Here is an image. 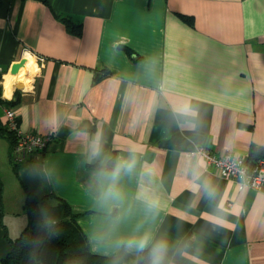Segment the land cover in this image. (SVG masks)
<instances>
[{
    "label": "crops",
    "instance_id": "1",
    "mask_svg": "<svg viewBox=\"0 0 264 264\" xmlns=\"http://www.w3.org/2000/svg\"><path fill=\"white\" fill-rule=\"evenodd\" d=\"M0 74L20 130L52 135L20 162L0 137V259L30 192L125 264H264V193L196 153L264 146V0H2Z\"/></svg>",
    "mask_w": 264,
    "mask_h": 264
},
{
    "label": "trees",
    "instance_id": "2",
    "mask_svg": "<svg viewBox=\"0 0 264 264\" xmlns=\"http://www.w3.org/2000/svg\"><path fill=\"white\" fill-rule=\"evenodd\" d=\"M2 0H0V6ZM63 22L73 32L78 26L68 18ZM2 75L0 74V81ZM18 101V90L11 100L2 98L0 83V105L13 107ZM0 137L6 139L12 150L16 137L9 131L0 118ZM264 146L253 148L248 156L249 162L256 161L263 153ZM114 165L112 156L106 165L95 164L93 167L110 170ZM27 217L25 227L20 234L9 239V250L0 259V264H125L131 256L120 251L111 256H102L91 251L89 241L77 222L78 215L73 213L68 203L60 198L47 194L38 197L27 192L24 201ZM150 255L143 252V264H150Z\"/></svg>",
    "mask_w": 264,
    "mask_h": 264
},
{
    "label": "built area",
    "instance_id": "3",
    "mask_svg": "<svg viewBox=\"0 0 264 264\" xmlns=\"http://www.w3.org/2000/svg\"><path fill=\"white\" fill-rule=\"evenodd\" d=\"M37 60L42 61L43 58L37 57ZM4 123L16 137L15 145L11 150V157L15 162H20L27 156L42 152L52 140V135L21 131L18 126L17 115L11 108L4 109ZM196 153L207 165H213L219 174L236 180L240 188L264 193V150L254 162H249L248 157L235 156L232 152L215 155L203 146L198 147Z\"/></svg>",
    "mask_w": 264,
    "mask_h": 264
},
{
    "label": "bare ground",
    "instance_id": "4",
    "mask_svg": "<svg viewBox=\"0 0 264 264\" xmlns=\"http://www.w3.org/2000/svg\"><path fill=\"white\" fill-rule=\"evenodd\" d=\"M19 71L24 73L25 72V67H21ZM23 73H20L17 78H19L21 76L23 77ZM14 84L19 85V86H25V80H24V78L15 79L13 81V85ZM3 86H4L5 94L9 95V93H10V91L12 89L11 84L9 82H6V83L3 84Z\"/></svg>",
    "mask_w": 264,
    "mask_h": 264
},
{
    "label": "water",
    "instance_id": "5",
    "mask_svg": "<svg viewBox=\"0 0 264 264\" xmlns=\"http://www.w3.org/2000/svg\"><path fill=\"white\" fill-rule=\"evenodd\" d=\"M21 66H22L21 62L13 64L10 70L11 74H14V75L17 74Z\"/></svg>",
    "mask_w": 264,
    "mask_h": 264
},
{
    "label": "clouds",
    "instance_id": "6",
    "mask_svg": "<svg viewBox=\"0 0 264 264\" xmlns=\"http://www.w3.org/2000/svg\"><path fill=\"white\" fill-rule=\"evenodd\" d=\"M140 247L142 248L143 247V242H141V244H140ZM155 252H160L161 251V249L160 248H158V249H156V250H154Z\"/></svg>",
    "mask_w": 264,
    "mask_h": 264
},
{
    "label": "rangeland",
    "instance_id": "7",
    "mask_svg": "<svg viewBox=\"0 0 264 264\" xmlns=\"http://www.w3.org/2000/svg\"><path fill=\"white\" fill-rule=\"evenodd\" d=\"M1 152H2V157H1ZM0 157H1L0 159L4 158L3 157V149H0ZM2 161H3V159H2ZM0 162H1V160H0Z\"/></svg>",
    "mask_w": 264,
    "mask_h": 264
}]
</instances>
